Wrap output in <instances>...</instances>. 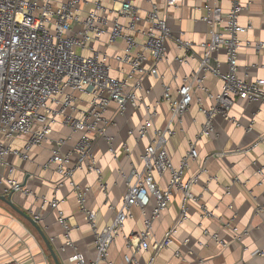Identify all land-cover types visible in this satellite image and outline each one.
I'll use <instances>...</instances> for the list:
<instances>
[{"label":"built area","instance_id":"1","mask_svg":"<svg viewBox=\"0 0 264 264\" xmlns=\"http://www.w3.org/2000/svg\"><path fill=\"white\" fill-rule=\"evenodd\" d=\"M106 1L111 2V7L104 4ZM145 1L149 9L141 18L129 0H94L88 10L84 9L87 0H0V196H35L14 178L15 167L7 158L26 160L31 147L52 141L51 154L44 167L53 168L61 176L56 188L64 180H69L76 202L93 232L96 259L91 264H112L108 258L109 248L123 234V224L131 219L133 207L139 209L143 216L142 229L135 234L137 244L133 248L136 253L150 248L152 223L167 209L176 192L182 196L178 224L187 219L189 204L197 207L200 217L212 218V212L199 204L192 193L204 168L185 178L190 163L198 158L196 141L213 133L214 117L229 119L228 111L235 99L264 102V79L249 82L237 76L240 49L264 53V39L242 42L239 38L251 28L249 24L239 25L237 20L244 5L238 0H229L230 8L224 11L219 0H202V21L207 26L208 39L198 45L202 51L198 56L192 43L172 33L166 24V15L160 14L157 4L152 0ZM164 2L167 8L176 6V0ZM248 5L249 2L245 8ZM110 14L116 17L109 20ZM120 18L125 19V23L120 22ZM140 21L146 23L143 30L137 29ZM105 35L107 40L102 42ZM166 41L173 42L183 51V56L175 58L177 63L183 65L190 60L197 64L177 86L176 97H172L169 85H163L161 102L168 104L170 116L164 128H156L153 119L159 102L150 110L139 92L144 78L159 76L157 64L166 58ZM117 42L124 44L121 54H108L105 49ZM95 43L103 44L105 49H96ZM220 51L225 55V73L219 70L217 53ZM145 63L149 64L148 68ZM206 73H212L221 80L220 91L214 97L205 86ZM198 91L209 99L213 98L209 108L201 105L195 95ZM194 101L204 122L195 139L187 141V150L178 165L173 166L166 143L173 134L174 122H180ZM111 104H115L117 113H123L126 105L147 111L136 136L138 139L146 138L148 143L140 156L141 169L131 166L127 174L121 173L127 186L112 222L97 229L94 222L96 213L86 208V193L71 181V176L74 171L85 169L87 173L97 175L100 181V170L91 150L94 142L105 133L108 120L104 115ZM56 123L77 135L75 144L66 152L60 150L64 139L51 138L52 127ZM20 137H27L24 151L11 146ZM121 148L124 153L129 152L125 145ZM72 155L76 160L69 166ZM221 156L217 154V157ZM155 175L159 179L168 176L165 188L159 186ZM42 202L40 209L50 206L63 229L61 249H74L68 262L85 264L70 239L72 226L58 209L59 201L43 198ZM150 205L152 210L147 215L145 211ZM30 217L37 222L40 218L38 214ZM175 233L174 225L161 240L151 245L152 256L148 264L154 262L161 249L170 245ZM232 233L238 241L247 231L239 233L234 228ZM211 237L225 246L216 234ZM175 256H179L178 251H175ZM124 262L136 264L132 256H124Z\"/></svg>","mask_w":264,"mask_h":264},{"label":"crops","instance_id":"2","mask_svg":"<svg viewBox=\"0 0 264 264\" xmlns=\"http://www.w3.org/2000/svg\"><path fill=\"white\" fill-rule=\"evenodd\" d=\"M84 9H90L94 0H87ZM157 4L161 15H166V24L174 35H179L183 41L194 45L198 56L201 49L198 45L208 39L207 26L202 21L204 10L202 0H176V6L167 8L164 0H152ZM244 9L238 14L241 26L249 24L251 28L239 35L242 42L264 39V0H248L245 8L244 0H238ZM137 8L139 17L143 18L149 5L145 0H129ZM224 11L230 8L229 0H219ZM111 7V2L104 3ZM115 14L108 15L109 20ZM125 23V19L120 18ZM146 23L140 21L138 30L145 29ZM107 36L102 37L106 42ZM99 50L105 49L103 44L95 43ZM124 44L117 42L106 52L110 55L121 54ZM166 58L157 64L158 77L148 76L142 80V97L148 109L156 107L153 119L154 127L164 128L168 122L170 111L165 102H161L163 85H169L172 97H176V88L183 82L191 69L196 67V61L179 64L176 57L183 56L171 41L165 42ZM219 70L225 73V55L223 51L217 53ZM237 76L249 82L264 79V53L253 49L242 48L238 55ZM144 66L148 68L149 64ZM127 69V68H126ZM113 76H117L113 73ZM205 86L214 97L219 93L221 80L212 73L205 74ZM196 97L204 108H209L213 98L209 99L201 92ZM146 110H135L126 105L123 113L116 112L115 104H111L105 118L108 124L105 133L93 144L91 153L100 170V181L94 173H87L85 169L73 172L71 181L85 191V206L95 212V226L101 229L109 225L114 213L120 208L122 197L126 190V180L121 173L127 174L131 166L138 170L142 167L140 159L147 139H138L137 128L146 119ZM229 119L220 116L213 118V133L208 138L196 141L198 158L190 163L185 176L196 175L200 168L197 185L192 193L206 209L212 212V218L200 217L197 207L188 206L187 219L178 224L179 206L182 196L176 192L172 195L167 209L152 223L153 238L147 251L135 252L137 244L135 234L142 229L143 216L139 209L131 208L132 217L123 224V234L117 237L108 251V258L112 264H125L124 256H132L136 264H148L152 256L151 245L162 239L164 233L175 225L176 233L172 242L161 249L152 264H264V102H245L235 99L228 111ZM204 117L198 112L197 102L194 101L180 122H174L173 134L168 138L166 150L173 166H177L180 158L187 150V141H193L197 135ZM151 135V131H150ZM52 140L64 139L60 147L62 152L70 150L76 142L77 135L56 123L52 127ZM27 137H20L11 144L12 148L24 151ZM125 145L129 152L122 151ZM52 141L41 146L31 147L26 155L27 159L8 157L7 160L15 167L14 178L24 187L33 191L35 196L14 194V204L28 216L39 215L38 225L50 241L57 253L61 264H71L68 257L74 249H61L64 244L63 229L57 223L56 212L50 206L41 208L43 198L59 201L58 209L68 219L72 228L70 239L75 251L83 256L85 264H91L96 259L93 232L90 229L84 213L80 210L76 196L69 180H64L56 188L55 184L61 176L53 168H45L44 164L51 154ZM113 153H112V151ZM217 154H222L217 157ZM75 156L70 157L69 166L75 163ZM155 180L163 189L167 185L168 176L164 175ZM112 208H109V207ZM152 205L146 208L149 215ZM227 225V226H224ZM241 235L237 241L232 229ZM216 234L224 243L215 242L212 235ZM131 241V242H130ZM175 251L179 256H175ZM257 252V253H255ZM0 264H53L49 253L37 231L20 215L0 201ZM98 264H104L99 262Z\"/></svg>","mask_w":264,"mask_h":264},{"label":"water","instance_id":"3","mask_svg":"<svg viewBox=\"0 0 264 264\" xmlns=\"http://www.w3.org/2000/svg\"><path fill=\"white\" fill-rule=\"evenodd\" d=\"M12 195H8L6 197L4 196H0V201L3 202L5 205H7L10 209H12L15 213H17L18 215H20L21 217H23L38 233V235L41 237L48 253L49 256L51 258V260L53 261V264H61L60 259L57 255V253L55 252V250L52 248L50 241L47 239V237L45 236V234L43 233L42 229L40 228V226L38 225L37 221H34L30 216H28L26 213H24L23 211H21L13 202L12 200Z\"/></svg>","mask_w":264,"mask_h":264},{"label":"snow or ice","instance_id":"4","mask_svg":"<svg viewBox=\"0 0 264 264\" xmlns=\"http://www.w3.org/2000/svg\"><path fill=\"white\" fill-rule=\"evenodd\" d=\"M244 3L247 4L248 3V0H244Z\"/></svg>","mask_w":264,"mask_h":264},{"label":"rangeland","instance_id":"5","mask_svg":"<svg viewBox=\"0 0 264 264\" xmlns=\"http://www.w3.org/2000/svg\"><path fill=\"white\" fill-rule=\"evenodd\" d=\"M77 53H79V51Z\"/></svg>","mask_w":264,"mask_h":264}]
</instances>
